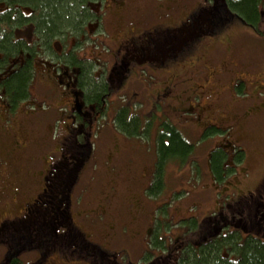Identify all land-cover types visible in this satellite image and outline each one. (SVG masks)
<instances>
[{"label":"rangeland","instance_id":"374dc122","mask_svg":"<svg viewBox=\"0 0 264 264\" xmlns=\"http://www.w3.org/2000/svg\"><path fill=\"white\" fill-rule=\"evenodd\" d=\"M132 1L126 3L130 8ZM201 3L207 4L206 0H136L134 12L127 18L123 15L113 34L116 39L135 37L145 31L146 21L177 27ZM101 26L97 38L103 42L110 27L108 22ZM107 43L111 45L108 38ZM179 50L162 63L130 66L124 83L113 92L112 109L91 131V150L80 170L78 188L74 187L72 208L78 213L77 226L100 250L117 252L119 264H143L146 251L155 255L156 247L151 246L154 237L176 247L199 240L204 234V218L220 211L216 209L219 203L223 206L247 196L264 177V17L253 28L233 16L211 34L201 35ZM237 72L245 77L234 76ZM121 101L130 106L127 113L138 117L141 126L136 131L128 128L124 132L118 127L115 114ZM39 104L34 107L35 115L21 119L29 127L23 140H27L26 149H31L30 156L14 151L8 136L0 132V157L6 156L0 158L4 166L0 169L1 224L19 213L24 199L32 198L36 184L27 194L29 181L38 178L44 161L56 152L55 145L67 132L63 126L67 119L49 107V102ZM197 107L202 112L200 118ZM206 109L211 113L205 121L214 126L203 135L201 121ZM162 121L175 124L194 151L184 164H167L163 186L150 196L146 189L157 159L155 135ZM227 142L243 150L245 156L239 164ZM223 145L230 160L225 166H235V171L214 184L208 162L210 154ZM150 227L155 228L152 238ZM125 232L128 239L123 238ZM5 247L0 244V253ZM25 253L19 251L21 261ZM82 263L95 264L69 256L61 264Z\"/></svg>","mask_w":264,"mask_h":264},{"label":"flooded vegetation","instance_id":"af4514ba","mask_svg":"<svg viewBox=\"0 0 264 264\" xmlns=\"http://www.w3.org/2000/svg\"><path fill=\"white\" fill-rule=\"evenodd\" d=\"M135 2L136 0L130 2L133 3L130 8L127 0H84L80 19L72 23L64 35L49 40V46L46 48L37 42L39 39L36 35V23L21 21L33 11L25 4L11 5L8 0H0L1 19L3 14L11 11V8L22 14V18L13 22L10 19L16 16L14 14V17H11L9 14L8 21L4 20L2 26L5 32L10 33L9 43L16 49L9 56L0 53V69H3L0 72V132L8 136L14 151L18 153L24 151L26 153H23V156L27 153L30 156L31 149L29 151V148L26 149L27 140H23V137H27L29 127L21 119L24 116L29 118V114L30 118L35 115L34 107H37L40 101L49 102V107L58 111L68 121V124L63 125L67 132L63 135L60 132L61 141L55 145L56 152L44 161L45 164L39 171L38 178L28 183L29 189L25 191L27 194L31 193L36 184L32 198L22 201L19 213L9 219L8 223H0V232L3 235V240L0 241L7 249L6 251L3 249L0 253V264H16V259L20 264H57L58 262L61 264L68 256L100 264L107 256H117V252L109 254L104 249L97 248L93 242H91L94 246L93 251H89L78 238L73 237L75 233L76 237L80 235L84 240H88L77 226L78 213H75L72 205L76 197L73 194L76 190L74 187L78 188L80 170L91 150L89 143L91 131L101 117L106 116L108 110L112 109L113 92L124 83L122 79L116 81L118 74L119 76L126 74L132 64H142L147 61L164 62L167 41L163 36L168 31L177 33L182 22H190L191 30L193 27L195 30L199 27L194 12L200 4L177 27L164 28L158 22L148 24L146 21L147 26L143 28L145 31L135 37L124 36L116 39L113 34L115 24L124 16L127 18L130 12H134ZM106 22L109 23L110 30L107 31L109 34L106 33L108 36L105 38L106 41L102 42L97 36L101 33L102 23ZM7 23L11 26L9 27ZM117 31L121 29L118 27ZM107 38L110 39L111 45L107 43ZM35 43L39 44L31 58L29 52L32 46L36 45ZM5 47L6 50L9 49L7 44ZM47 50L53 55L48 53L46 56L44 51ZM28 58L32 59L34 77L28 84L26 98L19 99L17 106L12 108L11 99L6 96L5 83L7 84L11 78L10 74L22 70L27 65ZM240 75L244 76L241 72H237L234 76L242 77ZM90 76L92 81L102 80L107 86L101 99L105 106L99 105L97 99L91 100L89 89L85 84ZM121 105L123 103L116 107L119 108ZM26 106L28 109L25 108ZM197 109L200 118L202 112L199 107ZM103 110L105 111L102 112ZM185 110L190 111L188 108ZM204 112V121H201L202 130L214 126L211 121H205L211 111L206 109ZM17 115L19 118L15 121L13 118ZM18 122L22 126L17 127ZM0 158L4 159L6 156L1 154ZM13 158L18 160L16 153ZM3 167V163H0V169ZM70 171L75 172V181L69 185L66 177L71 173ZM7 224L9 226H6ZM129 237L125 232L123 238ZM19 251L28 252L25 253L22 261L18 256Z\"/></svg>","mask_w":264,"mask_h":264},{"label":"trees","instance_id":"16d2710c","mask_svg":"<svg viewBox=\"0 0 264 264\" xmlns=\"http://www.w3.org/2000/svg\"><path fill=\"white\" fill-rule=\"evenodd\" d=\"M8 2H11V5L16 3L24 6L25 4L33 11L21 21L36 23V35L39 39L37 42L46 48L49 46V40L64 35L70 25L80 19L79 15L84 5V0H8ZM206 2L207 4H200L197 11L194 12L197 24H199L196 30L194 27L191 30L190 22L185 21L181 23L178 34L172 31L164 34L163 37L167 41V54H164L166 59L172 54H176L180 47H184L191 40L204 34H211L216 27L222 26L223 22L233 16L253 28L255 23L264 17V0H206ZM9 14L11 17H14V14L16 16V18L10 19L12 22L22 18V14L12 8L11 11L3 14L2 19L0 18V53L6 56L12 55L11 53L16 49L9 43L10 33L5 32L2 28L4 20L8 21ZM7 24L9 27L11 26L10 23ZM6 44L9 46L7 50ZM35 44L29 52L31 58L38 45ZM48 53L53 55L49 50L44 51L46 56ZM26 64L22 70L10 74L11 78L7 84L5 83L6 96L11 99L12 108L17 106L19 99L26 98L28 84L34 77L32 59L28 58ZM125 77L126 74L121 76L118 74L116 81H122ZM85 84L89 89L91 100L97 99L99 105L105 106L101 102L102 93L107 87L103 81H92L90 76ZM129 107L122 105L115 114V118L118 117L120 121L118 127L124 132H127L128 128H134L136 131L141 126L136 115L127 113ZM206 129L203 130V135L207 134L208 130ZM155 136L157 159L148 178L151 180L150 186L146 189L149 195L155 193V190L159 191L163 186L168 163L184 164L194 151V145L188 141L184 134L182 135L175 124L169 121L161 122ZM227 144L234 154V161L239 164L245 156L243 150L230 142ZM224 146H218L210 154L208 165L214 184L221 183L225 180V176L235 171V166H225L230 160L223 152ZM70 172L66 177L69 185L75 181V172ZM261 193H264V177L254 191L247 196H241L237 201L223 206H220L219 203L216 209L220 211H212L204 218L203 236L199 240H188L182 246L165 244V240L152 235L155 228L150 227L148 235H151V238L154 237L151 246L156 247V252L154 255L146 251L143 256V264H264V196H261ZM216 194L217 190L213 199ZM216 201L218 200L215 199L214 205ZM73 237L78 238L89 251H93L94 246L87 239L84 240L80 235L76 237L75 233H73ZM0 244H2L1 241ZM115 257L107 256L101 260V263L119 264ZM15 262L20 264L18 259Z\"/></svg>","mask_w":264,"mask_h":264},{"label":"snow or ice","instance_id":"6c2138e0","mask_svg":"<svg viewBox=\"0 0 264 264\" xmlns=\"http://www.w3.org/2000/svg\"><path fill=\"white\" fill-rule=\"evenodd\" d=\"M3 69H0V72H2ZM167 143V141H166ZM261 196H264V193H261ZM58 230H61V229H58ZM0 240H3V235H2V232H0Z\"/></svg>","mask_w":264,"mask_h":264}]
</instances>
